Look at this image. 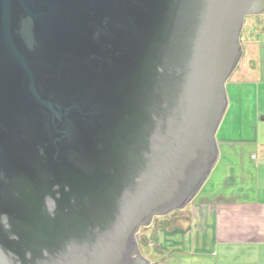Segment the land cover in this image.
<instances>
[{
	"label": "water",
	"instance_id": "95a60500",
	"mask_svg": "<svg viewBox=\"0 0 264 264\" xmlns=\"http://www.w3.org/2000/svg\"><path fill=\"white\" fill-rule=\"evenodd\" d=\"M264 0H0V264H150L139 233L218 157Z\"/></svg>",
	"mask_w": 264,
	"mask_h": 264
},
{
	"label": "crops",
	"instance_id": "0c3cea01",
	"mask_svg": "<svg viewBox=\"0 0 264 264\" xmlns=\"http://www.w3.org/2000/svg\"><path fill=\"white\" fill-rule=\"evenodd\" d=\"M247 25L226 84L217 160L170 226L140 232L150 264H264V14Z\"/></svg>",
	"mask_w": 264,
	"mask_h": 264
},
{
	"label": "flooded vegetation",
	"instance_id": "af4514ba",
	"mask_svg": "<svg viewBox=\"0 0 264 264\" xmlns=\"http://www.w3.org/2000/svg\"><path fill=\"white\" fill-rule=\"evenodd\" d=\"M181 211H176V212H173V213H171L170 215H168V216H166V217H155L154 219H153V222H152V225H151V227L155 224V227L156 226H160L161 228H163V227H167V226H170V224H171V221H172V219L176 216V215H178L179 213H180ZM172 215V216H171ZM145 229H147V228H143L142 230H145ZM141 230V231H142ZM140 231V232H141ZM139 235H140V233H139ZM138 240H139V242H141V239H140V237H138Z\"/></svg>",
	"mask_w": 264,
	"mask_h": 264
},
{
	"label": "rangeland",
	"instance_id": "374dc122",
	"mask_svg": "<svg viewBox=\"0 0 264 264\" xmlns=\"http://www.w3.org/2000/svg\"><path fill=\"white\" fill-rule=\"evenodd\" d=\"M251 17L252 16H248L246 19H245V22H244V25H243V28H242V32H241V37L242 35H244L246 33V31L248 30V22L251 21ZM241 37H240V43H241ZM172 216V215H171ZM155 226V224L153 225Z\"/></svg>",
	"mask_w": 264,
	"mask_h": 264
}]
</instances>
